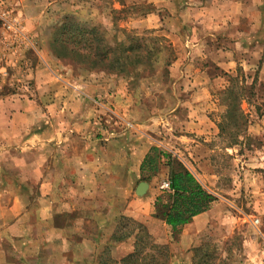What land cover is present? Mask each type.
<instances>
[{"label":"rangeland","instance_id":"obj_1","mask_svg":"<svg viewBox=\"0 0 264 264\" xmlns=\"http://www.w3.org/2000/svg\"><path fill=\"white\" fill-rule=\"evenodd\" d=\"M153 11L155 16L151 17L152 21L145 20L150 25L146 26L142 16L147 17ZM174 12H169L166 6H155L151 0H0V99L12 94L23 96V99L39 98V88L44 92L43 87L47 85L59 87L63 78L73 84L98 87V92L104 87L115 92L111 100L105 96L101 101L122 104L125 109L120 113L128 120L127 125L133 130H145L159 142L163 152L170 154L162 158L159 171L148 177L158 195L166 193L162 184L170 180L171 169L184 166L206 188L224 198L225 206H221L219 214L189 246L182 243L183 230L173 234L171 229L159 224L139 225L129 218H122L110 233L122 235L140 228L142 240L138 241V247H143L146 262L152 260L153 254L157 264L164 261L166 264H197L199 260L200 264H264V141L249 132L241 131L239 137L234 135L232 125L221 136L210 140L193 137V132L183 130L184 118L171 107L185 98L192 99V95L186 97L177 92L183 86L182 79L173 75L174 60L182 59L187 53L182 43L188 31L181 28V22L188 15ZM175 25L180 28H174ZM77 26H86L92 32H78ZM126 34L136 39L127 40L125 46L139 43L143 59L146 51L154 47L153 67H149L151 62L147 60L138 62L135 67L127 65L126 70L120 71L116 66L111 70L98 62L97 51L106 48L107 43L115 48V40L124 39ZM76 43L82 45L81 51H93L94 60L78 56ZM167 59L171 60L169 64ZM263 87L264 81L258 79L254 94L248 98L250 103L242 101L250 121L256 117L257 110L264 111L257 96ZM231 88L230 76L222 75L210 83L208 113L216 122L228 120L229 105L224 98L225 91ZM248 126L249 123L244 126L247 131ZM129 160V171H135L137 162ZM7 166L12 168L11 164ZM14 178L18 179L12 173L0 175V179L7 181ZM128 178L130 200L136 186L146 180L130 172ZM6 187L7 184L3 186ZM63 204L45 207L46 212L53 213L46 233L57 237L65 235L66 240L49 246L48 240L41 236L30 239L19 236L23 229L27 233L29 221L40 220L43 216L37 210L39 214L35 212L30 220L26 217L22 223H14L13 237L0 238L6 252L5 262L3 255L0 256V264L76 263L79 254L71 240L76 245L78 236L73 234L72 226L83 223L74 222L73 207ZM99 209L96 217L106 212L107 207ZM2 220L12 223L14 216L5 214L0 223ZM151 228L154 234L150 233ZM94 229L99 230V224H94ZM159 246L168 248L167 257L156 253ZM60 247L68 249L67 252L57 254L56 248Z\"/></svg>","mask_w":264,"mask_h":264},{"label":"crops","instance_id":"obj_2","mask_svg":"<svg viewBox=\"0 0 264 264\" xmlns=\"http://www.w3.org/2000/svg\"><path fill=\"white\" fill-rule=\"evenodd\" d=\"M151 1L155 6L168 7L171 13L188 15L181 22V28L188 31L182 43L187 53L174 60L173 75L182 79L183 86L177 92L186 97L192 95V99L180 100L171 110L182 115L183 130L193 132V137L215 139L220 129L219 122L208 113L210 83L222 75L235 76L238 70L249 84H256L258 79L264 81V0ZM153 16L155 11L147 17L143 15V24L150 26L147 21H152ZM61 80L59 87L47 85L44 92L39 88V98L23 99L12 94L0 99V175L6 172L18 178L0 179V218L5 214L14 216V222L0 223V238L13 237L14 223H22L26 217L30 220L40 210L43 214L40 220L29 221L27 233L23 229L19 236L27 239L41 236L48 240L49 246L64 241L65 235L46 233L53 213L46 212L45 207L70 204L75 212L73 221L83 223L72 226L78 241L76 245L72 240L71 243L79 254L72 264H126L125 259L133 252L143 253L144 249L138 247L140 228L126 236L110 233L122 218L139 225L156 223L172 230L153 214V204L159 195L149 180L144 181L147 183L144 193H138L141 181L132 198H128L129 172L142 177L141 165L147 154L152 147H158L159 152H163L162 148L145 130H133L127 125L128 120L120 113L125 109L122 104L101 101L105 96L111 100L115 92L105 87L98 92L100 88L89 84ZM102 94L105 95L101 97ZM257 96L264 108V87ZM248 130L264 141V111L257 112ZM129 159L137 162L135 171H129ZM34 194L37 196L33 197ZM215 195L217 199L210 209L179 227V231L183 230L184 246L199 238L221 206H225L224 198ZM101 207L107 210L96 217ZM94 224H99L100 229L93 230ZM150 233L154 234L152 228ZM4 247L0 244V256L5 262ZM56 250L62 255L68 249Z\"/></svg>","mask_w":264,"mask_h":264},{"label":"trees","instance_id":"obj_3","mask_svg":"<svg viewBox=\"0 0 264 264\" xmlns=\"http://www.w3.org/2000/svg\"><path fill=\"white\" fill-rule=\"evenodd\" d=\"M83 30H87L88 33L92 32L86 26L76 27V31L78 32ZM121 31L125 32L123 29ZM82 33L83 32H81L80 34ZM84 38L87 40L88 37L84 36ZM134 39L136 38L133 35L126 34L124 39H121L120 37L119 40H115V43L117 45L115 48L107 43L106 48L99 49L95 54L97 55L98 62L103 64V66H108L111 70L116 66L120 68L118 69L120 71L126 70L127 65L131 64L135 67L138 62H147V60H149L148 62H151L150 64L148 63L149 67H153L154 62L152 61V54L154 47H152L153 50L148 49L146 51L145 57L143 59L142 57L144 56V54L140 49L139 43L137 44L136 42H134L130 47L125 46L127 45V40L133 41ZM75 48L77 50L78 56L82 58L87 57L94 60L92 57L93 51H81L80 49L82 48V45H80V43H76ZM170 61V59H167V64H169ZM230 80L232 82V88L225 91V93L227 94L224 98V100H226L229 105L227 111L228 120L225 122H219V136H221L222 133H224L229 128V126L232 125L231 128H234V135L238 134L239 137L241 135V131L245 134H248V131L244 129V126L247 125L250 120L248 118V115L242 108V101L245 99L250 103L248 98L254 94L255 83L249 84L246 77L244 75H241V73L239 72L235 76H230ZM257 112L260 113L259 110H257ZM167 156H170V154L159 152L158 147L156 146L152 147L151 151L147 154L141 165V171L143 173L142 177L145 180H148L152 174L157 173L160 169L162 158ZM170 181L172 191H166V193L159 195L156 198V200L154 201L153 214L156 217L161 218L165 221L166 224L171 226L173 234H178L180 226L191 222L196 215L210 209L211 205L217 199V197L214 193L206 188V186L196 177V175L191 170L184 166L176 169H171ZM130 231L122 236L130 234ZM140 239L142 240V237ZM157 252L159 253V255H165V257H167L166 254L168 253V248L159 246L156 253ZM157 255L158 254H156V256ZM154 256L152 254L150 256L152 260H148L146 262V257L145 255H142V250H137L125 259V263L157 264L156 259V262L154 261ZM200 262L201 260H199L197 264H200ZM162 264H166V261H164V263Z\"/></svg>","mask_w":264,"mask_h":264},{"label":"built area","instance_id":"obj_4","mask_svg":"<svg viewBox=\"0 0 264 264\" xmlns=\"http://www.w3.org/2000/svg\"><path fill=\"white\" fill-rule=\"evenodd\" d=\"M162 188L165 189L166 191H172L171 181L170 180L164 181L162 184Z\"/></svg>","mask_w":264,"mask_h":264},{"label":"water","instance_id":"obj_5","mask_svg":"<svg viewBox=\"0 0 264 264\" xmlns=\"http://www.w3.org/2000/svg\"><path fill=\"white\" fill-rule=\"evenodd\" d=\"M146 187H147V183L142 181L139 185L138 193L139 194L144 193L147 189Z\"/></svg>","mask_w":264,"mask_h":264}]
</instances>
